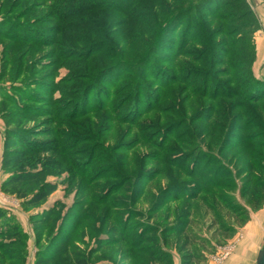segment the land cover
<instances>
[{"label": "rangeland", "instance_id": "obj_1", "mask_svg": "<svg viewBox=\"0 0 264 264\" xmlns=\"http://www.w3.org/2000/svg\"><path fill=\"white\" fill-rule=\"evenodd\" d=\"M80 5L0 0V264H253L264 0Z\"/></svg>", "mask_w": 264, "mask_h": 264}, {"label": "trees", "instance_id": "obj_2", "mask_svg": "<svg viewBox=\"0 0 264 264\" xmlns=\"http://www.w3.org/2000/svg\"><path fill=\"white\" fill-rule=\"evenodd\" d=\"M102 1H104V0H82V5H80V7H79V12L83 13V12H86L89 10H93V9L97 8L98 5ZM213 2H214V0H213ZM247 7L249 8V6H247ZM226 50H228V47H226ZM249 73H250V70H249ZM250 74H252V73H250ZM252 77H253V75H252ZM262 80H264V79H260L259 84H258L259 86H258L257 90H255L253 95H251L252 97H254L255 102H261L264 100V81H262ZM32 177H33L32 171H16L14 173H11L10 182H13V181L18 182L19 180H29ZM53 188H54V186L48 185L47 183H43L41 185V188L38 189V191L36 193H34L33 195H31L30 197H26L25 195H23L20 190H17L15 192L20 196L23 203L35 204V203L39 202L40 200H43L46 197V195L49 193V191H51ZM257 191H259L260 195H255ZM247 193L250 194L249 199H250V201H252L254 207H259L264 200V180L259 181L256 184V186L249 188L247 190ZM3 214H4V212L0 209V216ZM222 227H223L224 231L231 230L228 226H222ZM16 232H17L16 229L9 231L7 229V227H5V229L2 232H0V235L8 233L10 236H14L16 234ZM112 232H115V230H113ZM139 237L143 241L149 242L150 244H152L151 242H153V235L152 234L140 235ZM189 239H191V238L188 237V240ZM191 240L192 241L197 240L200 245L205 246V240H203L202 238H196V239H191ZM189 243L190 242H188V241L183 242V248H186V251L183 253L179 264H193V263H199L201 261H204L206 259L205 254L202 251H197V250H194L192 248H188ZM147 246H149V245H142V248L146 249ZM9 248L10 247H4L1 249V252L6 253ZM152 259H153V262L155 261V259H157L163 263L165 260L164 256H155V255L152 257ZM46 262H47V257H37L35 264H45ZM76 262H77V264H87V262L82 260V259H77Z\"/></svg>", "mask_w": 264, "mask_h": 264}, {"label": "water", "instance_id": "obj_3", "mask_svg": "<svg viewBox=\"0 0 264 264\" xmlns=\"http://www.w3.org/2000/svg\"><path fill=\"white\" fill-rule=\"evenodd\" d=\"M253 264H264V242L256 254L255 261Z\"/></svg>", "mask_w": 264, "mask_h": 264}, {"label": "crops", "instance_id": "obj_4", "mask_svg": "<svg viewBox=\"0 0 264 264\" xmlns=\"http://www.w3.org/2000/svg\"><path fill=\"white\" fill-rule=\"evenodd\" d=\"M249 245H247V247H248ZM246 247V248H247ZM244 249H245V247L243 248V249H241V253H240V255H242V257H243V259H245V257H246V252L244 251ZM239 253V252H238ZM245 254V255H244ZM234 260V261H233ZM229 264H236L235 263V259H232L231 261H230V263Z\"/></svg>", "mask_w": 264, "mask_h": 264}]
</instances>
